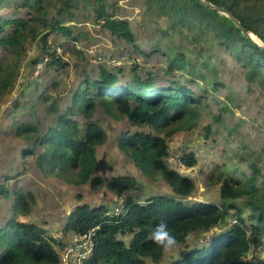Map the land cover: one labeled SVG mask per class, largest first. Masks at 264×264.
Listing matches in <instances>:
<instances>
[{
    "label": "trees",
    "instance_id": "trees-1",
    "mask_svg": "<svg viewBox=\"0 0 264 264\" xmlns=\"http://www.w3.org/2000/svg\"><path fill=\"white\" fill-rule=\"evenodd\" d=\"M11 1V10L0 14V103L20 77L27 84L20 91L23 95L35 86L13 105L22 108L24 117L14 124L13 135L23 142L14 148L11 170L20 161L43 177L88 184L95 190L124 194L139 189L135 176L105 179L97 174V150L109 138L97 117L103 108L112 118L140 128L121 131L119 148L143 174L160 176L172 195L156 194L145 201L127 195L125 211L118 215L110 214L107 204L78 203L57 221L62 233L57 238L34 218L18 217L32 214L35 193L13 185L10 169L0 168V198L9 205V214L0 220V264H59L60 252L76 235L87 233L92 234V253L75 264H147V260L161 264L167 251L149 238L161 223L175 237L173 248L193 233H211L167 264H264L256 254L264 244V144L245 151L252 155L248 158L242 153L247 145L239 143L241 162L247 160L251 172L233 177L229 167H219L213 182L221 184V203L188 200L195 181L168 164L170 137L198 127L214 102L224 111L230 103L235 106L232 81L246 90L264 91V50L199 0H139L143 26L154 34L147 45H142L134 29L137 19L120 15L114 0ZM213 1L229 8L264 39V0ZM8 3L0 0V7ZM84 16L92 17L114 41L126 44V51L162 58V74L135 62L133 75L127 78L123 68L88 63L73 85L60 80L70 63L49 44L50 38L64 37L65 43L78 40L73 34ZM30 43H34L33 56ZM81 56L87 60L83 52ZM40 62H44L40 75L28 79ZM47 76L50 79L44 81ZM212 119L220 122L223 114L214 113ZM212 132L213 125L208 124L206 138ZM180 156L184 166L197 164L193 152L183 151Z\"/></svg>",
    "mask_w": 264,
    "mask_h": 264
},
{
    "label": "rangeland",
    "instance_id": "rangeland-1",
    "mask_svg": "<svg viewBox=\"0 0 264 264\" xmlns=\"http://www.w3.org/2000/svg\"><path fill=\"white\" fill-rule=\"evenodd\" d=\"M10 1L8 0L9 3L6 6L0 7V14L11 10ZM114 1L117 2V11L120 15L137 19L134 29L141 38L142 45H147V41L154 34L151 28L145 29V26H143L145 25V17L143 16L141 2L139 0ZM86 17L88 16L81 18L82 22L77 24L74 30L73 35L78 36V40L70 39V42L65 43L64 37L52 36L50 38L49 44L57 48L64 61L70 63V68L60 74V80L67 79L66 81L73 85L83 67L90 66L88 63L92 65L104 63L113 67L123 68L127 78L132 77L131 67L135 62L139 63L140 67L144 69H151L155 74H162L159 72V68L164 67L165 64L162 58L145 57L141 53L132 52V50L126 51V44L114 41L99 24L92 20V17ZM148 23H151V21ZM62 43L64 45H61ZM28 46L29 54L33 56L35 54V50H33L34 43H30ZM145 49L150 51V48ZM81 52L87 56V60L82 58ZM43 66L44 62H40L35 68V72L28 76V79H31L32 76L36 79L42 72ZM76 69H78L77 73L75 72ZM30 70L31 68L27 70L28 73ZM178 74L182 75L183 73L178 72ZM169 77L171 76L169 75ZM49 79L50 77L47 76L44 81ZM158 79L160 80L161 78L159 77ZM24 81L26 79L20 77L12 93L0 103V168H9L13 175L10 182L17 187L23 186L25 191L32 189L36 197L32 214L29 217L18 214L20 219L28 220L34 218L38 223L46 226L52 235L62 238L57 221L62 219L64 214H69L78 203L86 202L91 205L107 204L110 205V208H113L116 200H119V198L126 200L127 195L133 196L140 201H145L156 194L172 195L171 188L160 176L152 178L143 174L134 165L131 158L119 148L117 139L121 131H134L140 128L130 126L126 119L116 120L112 118L103 108L98 110L97 117L106 129L109 138L97 150L99 159L97 174L105 179L122 174L135 176L140 181L139 189L124 194H117L108 188L95 190L88 184L76 185L54 176L43 177L32 166L24 168L20 161L18 168L11 170L14 148L23 142L22 139L13 135L14 124H16L17 120H22L24 117L22 108L15 109L13 105L17 99L21 101L28 97L35 87L32 84L30 88L25 89V95H23L20 91L27 85L22 84ZM232 82L235 89L234 93L237 95L235 96V106L230 103L228 104L230 108L224 111V109H221L223 105L214 102L203 114L198 127L186 132H177L168 139L170 147L168 164L193 179L196 183L195 190L187 198L192 202L221 203V184L213 182L219 167H229L233 177L240 176L241 171L251 172L247 167V160L241 162V154L243 153L249 158L252 155L250 152L247 154L245 151L250 148L257 149L260 147L259 145L264 144V91L257 87L252 91L246 90L245 86L241 88L240 84ZM45 84L46 82H44V86ZM223 95L221 91L220 96L222 98ZM214 113L216 115L223 114V120L220 122L213 120L212 115ZM208 124L213 125L214 133L212 132L206 138L205 127ZM145 130L153 131L151 128ZM239 143L247 145V149L243 148L242 153V147H240ZM183 151L195 153L197 158L195 166L187 167L183 165L180 156ZM250 159L252 160V158ZM8 210L7 201L4 198H0V220L9 214ZM210 235L211 233L191 234L185 243L167 251L161 264H167L170 260L182 256L189 249L196 246L203 236L207 238ZM130 238V236L124 237L126 241H129ZM263 245L257 250L256 254L264 260ZM75 263H77L76 257L72 256V264ZM147 264L155 263L147 260Z\"/></svg>",
    "mask_w": 264,
    "mask_h": 264
},
{
    "label": "built area",
    "instance_id": "built-area-1",
    "mask_svg": "<svg viewBox=\"0 0 264 264\" xmlns=\"http://www.w3.org/2000/svg\"><path fill=\"white\" fill-rule=\"evenodd\" d=\"M124 211L125 200L119 198V200H116L114 207L110 209L109 213L118 215ZM93 247L94 243L91 233L76 235L66 249L60 253L59 264H72V256L76 257V262L81 263L82 260L91 255Z\"/></svg>",
    "mask_w": 264,
    "mask_h": 264
},
{
    "label": "water",
    "instance_id": "water-1",
    "mask_svg": "<svg viewBox=\"0 0 264 264\" xmlns=\"http://www.w3.org/2000/svg\"><path fill=\"white\" fill-rule=\"evenodd\" d=\"M199 1L209 9L216 11L223 18L229 20L235 27L239 29L243 36L264 50V39L254 31L247 29L243 22L237 16H235V14L229 8L220 3L214 2L213 0Z\"/></svg>",
    "mask_w": 264,
    "mask_h": 264
},
{
    "label": "clouds",
    "instance_id": "clouds-1",
    "mask_svg": "<svg viewBox=\"0 0 264 264\" xmlns=\"http://www.w3.org/2000/svg\"><path fill=\"white\" fill-rule=\"evenodd\" d=\"M149 238L154 244L160 246L165 251H169L176 245L175 237L168 231L167 225L161 223L157 228L150 233Z\"/></svg>",
    "mask_w": 264,
    "mask_h": 264
}]
</instances>
